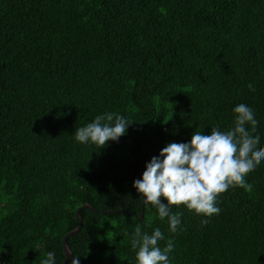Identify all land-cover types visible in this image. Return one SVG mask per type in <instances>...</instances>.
<instances>
[{
    "label": "trees",
    "instance_id": "1",
    "mask_svg": "<svg viewBox=\"0 0 264 264\" xmlns=\"http://www.w3.org/2000/svg\"><path fill=\"white\" fill-rule=\"evenodd\" d=\"M239 103L264 131V0H0V264H62L85 203L101 212L67 240L80 264H135L136 227L172 240L171 264H264V162L218 215L174 205L176 233L132 186L167 142L227 131ZM105 112L125 135L74 141Z\"/></svg>",
    "mask_w": 264,
    "mask_h": 264
},
{
    "label": "clouds",
    "instance_id": "2",
    "mask_svg": "<svg viewBox=\"0 0 264 264\" xmlns=\"http://www.w3.org/2000/svg\"><path fill=\"white\" fill-rule=\"evenodd\" d=\"M232 112L233 125L227 131L212 126L208 134L193 132L186 142H167L145 163L141 177L133 180L139 199L154 207L160 220H167L169 232L182 227L183 213H174V205H183L198 216L218 215L219 194L230 187H248V173L264 162V131H258L260 121L254 109L239 103ZM131 122L116 112L98 114L77 128L73 139L101 148L125 135ZM130 236L135 264H171L174 243L159 227L150 234L136 227ZM162 240H166L163 248L158 245ZM78 257L73 255L70 264H80ZM42 264H57L55 253L48 251Z\"/></svg>",
    "mask_w": 264,
    "mask_h": 264
},
{
    "label": "water",
    "instance_id": "3",
    "mask_svg": "<svg viewBox=\"0 0 264 264\" xmlns=\"http://www.w3.org/2000/svg\"><path fill=\"white\" fill-rule=\"evenodd\" d=\"M84 208L89 209L90 211H93V212H101V210L95 209L89 203H85L82 207L77 209L76 218L79 222V225L75 229L69 231L63 238L62 244H63V250H64V254H65V260L62 262V264H69L73 255H74L73 252L71 251L68 243H67V240L69 237H71L75 233H78L82 229V222L83 221H82V218L80 216V212ZM143 215H144V209H142V213L140 216L143 217Z\"/></svg>",
    "mask_w": 264,
    "mask_h": 264
}]
</instances>
